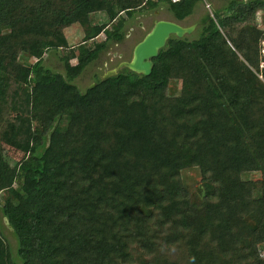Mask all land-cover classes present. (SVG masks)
<instances>
[{"label":"trees","instance_id":"obj_1","mask_svg":"<svg viewBox=\"0 0 264 264\" xmlns=\"http://www.w3.org/2000/svg\"><path fill=\"white\" fill-rule=\"evenodd\" d=\"M201 2L0 0V226L16 244L0 227V264H264V0H231L196 38L172 36L149 76L74 84L134 15L165 6L181 22ZM73 25L83 40L53 72L43 57Z\"/></svg>","mask_w":264,"mask_h":264},{"label":"rangeland","instance_id":"obj_2","mask_svg":"<svg viewBox=\"0 0 264 264\" xmlns=\"http://www.w3.org/2000/svg\"><path fill=\"white\" fill-rule=\"evenodd\" d=\"M231 0H203V2L196 5L194 8V13L186 18L185 20L178 22L182 27H189L194 24L197 19L202 17L204 14L212 15L214 12H219L221 15L226 13L225 9L229 6ZM121 17L125 16L122 14ZM106 18L104 14H94L91 16V23L101 24L105 22ZM164 20L175 22L167 11L165 6H160L154 11H144L141 14L138 13L134 15V18L127 20L126 22V37L124 41L120 44L111 43L107 50L100 53L99 57L88 65L82 74L74 80V84L80 89L85 90L87 87L93 84L94 76H103L108 71L114 70L119 63L128 62L131 59L132 51L134 46L143 38L145 33H147L153 24V21ZM254 23L256 27L260 30L264 29V10L256 11L254 17ZM59 37L61 35L62 41H59L60 48L57 51H50L43 57V65L46 68L51 69L53 72L64 73L63 63L59 60V57L66 53L68 48H76L81 41L83 40V32L82 30L73 25L59 32ZM199 30L196 29L191 34L186 35L188 39H194L198 36ZM104 40L103 34H100L95 42H101ZM263 43L260 44L261 47V58L259 69L264 67V47ZM35 61V59H31L30 62ZM75 61H72L74 64ZM180 91V82L173 81L169 84L168 94L169 95H177ZM65 125L62 123L59 126V130H62ZM2 148L4 155L9 158L11 162L19 161L22 157V153L14 151L12 148L8 147L4 143H2ZM182 181L187 186L190 191H194L197 189L200 181V175L197 169H187L181 173ZM244 179H252L257 180L261 178L260 173H250L243 176ZM2 194H0L1 196ZM4 195V194H3ZM1 229L3 235L6 237L7 242L9 243L11 250L14 251L16 244L11 233V229L8 226L5 218L1 219ZM259 252L264 254V243L260 244Z\"/></svg>","mask_w":264,"mask_h":264},{"label":"water","instance_id":"obj_3","mask_svg":"<svg viewBox=\"0 0 264 264\" xmlns=\"http://www.w3.org/2000/svg\"><path fill=\"white\" fill-rule=\"evenodd\" d=\"M234 1L246 2L249 0ZM210 18V15L206 14L198 24L189 27H182L176 21H156L151 29L145 34L143 39L134 46L130 61L122 62L114 70L108 71L102 76L101 80H106L109 77L120 73L122 68H127L136 74L149 76L153 67V59L159 55V52L166 46L167 41L172 36L181 39L182 37L191 34L198 25H204ZM54 128L55 127H53L52 131Z\"/></svg>","mask_w":264,"mask_h":264},{"label":"flooded vegetation","instance_id":"obj_4","mask_svg":"<svg viewBox=\"0 0 264 264\" xmlns=\"http://www.w3.org/2000/svg\"><path fill=\"white\" fill-rule=\"evenodd\" d=\"M140 14H141V13H140ZM205 15H206V14H204L202 17H200L199 19H197V21H196L194 24H198V23L203 19V17H204ZM155 22H156V21H153V24H154ZM207 22H208V21H206V23H207ZM206 23H205V24H206ZM153 24H152V26H153ZM194 24H192V25H194ZM205 24H204V25H205ZM204 25H198V26L195 28V30L198 29L199 26H204ZM195 30H194V31H195ZM126 34H127V33L125 32L124 39H125V37H126ZM145 34H146V33H145ZM144 36H145V35H144ZM144 36H143V37H144ZM124 39H123V41H124ZM142 39H143V38H142ZM142 39H141V40H142ZM141 40H140V41H141ZM123 41H122V42H123ZM140 41H139V42H140ZM122 42H121V43H122ZM117 44H120V43H117ZM121 63H122V62H121ZM121 63H119V64H121ZM104 75H105V74H104ZM97 76H98V75H97ZM99 77H100V79L102 78V76H99ZM92 85H93V84H92Z\"/></svg>","mask_w":264,"mask_h":264},{"label":"built area","instance_id":"obj_5","mask_svg":"<svg viewBox=\"0 0 264 264\" xmlns=\"http://www.w3.org/2000/svg\"><path fill=\"white\" fill-rule=\"evenodd\" d=\"M171 1H173V2H176V1H179V0H171ZM212 15H210V17H211Z\"/></svg>","mask_w":264,"mask_h":264}]
</instances>
